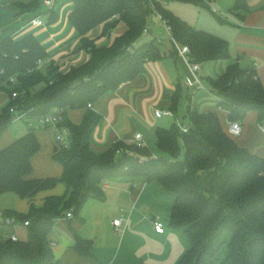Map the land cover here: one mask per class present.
Here are the masks:
<instances>
[{
	"label": "trees",
	"instance_id": "16d2710c",
	"mask_svg": "<svg viewBox=\"0 0 264 264\" xmlns=\"http://www.w3.org/2000/svg\"><path fill=\"white\" fill-rule=\"evenodd\" d=\"M168 1L72 0L68 20L79 36L80 47L90 56L65 72L51 61L38 64L47 52L33 34L0 41V91L8 99L0 109V135L18 115L35 116L54 106L65 109L51 126L55 130L52 157L62 166L61 175L30 177L31 157L40 147L36 128L30 125L27 132L0 148V194L13 192L32 200L38 191L52 188L58 181L66 185L65 193L49 195L41 205L30 201L26 212L1 210L16 222L28 220V224L25 239H0V264H57L49 237L57 220L69 209L72 217L81 218L80 210L88 198L102 200L104 183L122 178L156 181L175 195L169 225L183 227L191 243L175 264H264V156L252 153L227 134L215 110L198 111L188 105L186 130L175 120L167 127L156 126L154 144L161 153L146 144L120 139L103 151L90 147V135L100 115L88 103L92 105L104 93L134 78L144 61L166 54L160 40L143 39L149 16H158L169 27L176 51V44L188 45V57L200 64L228 57L226 39L192 26L166 7ZM37 4L39 0H32L20 6ZM233 6L247 8V3L234 0ZM49 17L54 18L53 11ZM120 21L126 28L109 45L97 46L86 35L102 25L100 36H104ZM182 88L177 83L168 108L174 119ZM210 89L216 108L226 112L228 121L242 123L249 112L264 121V85L253 69L231 62L222 74L210 78ZM72 108L84 109L78 123L65 117ZM62 130L67 134L66 145L57 139ZM74 237L75 250L89 254L90 240L78 233Z\"/></svg>",
	"mask_w": 264,
	"mask_h": 264
},
{
	"label": "crops",
	"instance_id": "0c3cea01",
	"mask_svg": "<svg viewBox=\"0 0 264 264\" xmlns=\"http://www.w3.org/2000/svg\"><path fill=\"white\" fill-rule=\"evenodd\" d=\"M31 1L0 0V41L6 37L20 39L33 34L47 52L41 64L51 61L62 72L85 62L90 54L80 47L79 36L68 20L72 0H54L52 7L45 5L43 0H39V4L34 7L20 6ZM246 3L247 8H234V0H202L199 4L187 2L177 12L171 10L192 26L217 34L228 42L227 58L201 63L198 75L202 82L206 77H218L229 63L237 62L242 68L253 69L264 85V0H246ZM49 8L53 11L52 20ZM34 17L40 18L42 24H32L30 19ZM98 27L96 35L93 34L94 29L86 34L94 39L97 46L109 45L126 28L120 21L107 34L100 36L102 25ZM148 27L145 35H152L149 24ZM152 38L161 41L166 54L159 59L144 61L134 78L104 93L91 105L100 115L89 139L93 150L103 151L115 139L129 142L135 133H141L143 144H154L155 134L152 138L151 133L153 127L167 124L160 121L164 115L156 116L155 111L169 108L177 83L189 91L206 89L205 86L194 88L185 84L190 70L183 57L174 49L170 38L162 39L152 35L143 39ZM205 68L208 74L204 72ZM7 100V95L0 91V109ZM209 109L217 108L214 105L202 111ZM186 110L182 117L188 118L185 116ZM83 113V108H72L66 111L65 117L78 123ZM168 117L174 119L173 115ZM226 121L228 126L229 121ZM241 124V132L233 136L229 134L228 127L225 128L221 123L223 130L239 145L264 156V121L259 122L256 113L249 112ZM27 126L26 132L30 125ZM18 133L8 126L0 135V148L19 137ZM35 133L40 147L31 157L30 177H59L62 166L52 157L54 128L37 127ZM40 135L44 137L40 138ZM152 150L158 153L155 146ZM39 154H42L41 157ZM65 191V183L58 181L52 188L38 191L32 200L20 198L16 194L17 204L11 209L26 212L30 201L41 205L47 196L61 195ZM104 192L102 200L88 198L84 202L80 210L81 218L71 217L70 221V217L61 218L54 224L49 237L57 264H175L190 247L185 229L169 225L175 195L158 182L122 178L105 182ZM117 218L120 219L119 225L113 224ZM155 220L163 222V232L154 229ZM11 231L19 239L27 237L26 227L22 224H0V235ZM74 233L90 240L89 254L81 255L75 250Z\"/></svg>",
	"mask_w": 264,
	"mask_h": 264
},
{
	"label": "built area",
	"instance_id": "2783aa9c",
	"mask_svg": "<svg viewBox=\"0 0 264 264\" xmlns=\"http://www.w3.org/2000/svg\"><path fill=\"white\" fill-rule=\"evenodd\" d=\"M43 3L49 7H52L54 4V0H43ZM30 22L35 25L42 24V20L38 17H34L30 19ZM162 24L167 31L169 38L172 40V36L169 31V27L162 21ZM178 53L183 57V59L186 61L189 70H190V76L186 77L185 84L188 86H192L194 88H204L202 79L198 75V71L200 70L201 64L191 58L188 57V53L190 52L188 45H178L176 44ZM41 63V60H38V64ZM15 95V93H13ZM88 106L91 107V104L88 103ZM12 111H14L13 107L11 108ZM65 112V109L59 106L52 107L48 112L35 115V116H28L26 113H23L21 115H18L16 118H22L26 121H28L29 125L37 128V127H51L55 126L56 123L62 118V114ZM156 116L161 115H172V112L170 109H164V110H156L155 111ZM14 118V119H16ZM184 130L187 129L186 126L182 127ZM242 124L238 120L229 121L228 124V132L229 134L238 135L241 132ZM264 130V127L262 128ZM57 139L60 143H66V138L62 137L60 134L57 135ZM130 142H133L137 145H141L142 142V135L141 133H135L132 139L129 140ZM66 145V144H65ZM117 152H120V149L117 150ZM73 213L72 210L69 209L66 211L65 215L60 217L61 218H67L72 217ZM120 219H114L113 224L119 225ZM0 224L8 225V226H14L16 224H22L26 227L28 224V220H25L21 223L16 222L15 217L13 216H5L0 210ZM153 227L157 232H163L164 230V224L161 221H154ZM11 238L13 240H18V235L11 231L7 233H3L0 235V239H6Z\"/></svg>",
	"mask_w": 264,
	"mask_h": 264
},
{
	"label": "rangeland",
	"instance_id": "374dc122",
	"mask_svg": "<svg viewBox=\"0 0 264 264\" xmlns=\"http://www.w3.org/2000/svg\"><path fill=\"white\" fill-rule=\"evenodd\" d=\"M187 2H183L181 0H169L167 2V8H169L170 10H173L175 12H177L178 8L181 7L183 8L185 6ZM187 5V4H186ZM179 14V13H177ZM161 20L158 18V16L156 15H151L148 18V24L151 26L152 28V35H157L158 38H167L169 39V35L166 32V30L164 29L163 25L160 24ZM99 26V25H98ZM96 26L93 29V34L96 35L97 31L99 30V27ZM152 35H144V38H150L152 37ZM207 68L204 69V72L206 74L209 73V71H206ZM203 71V70H202ZM211 76V75H210ZM215 76H211L209 78H214ZM208 77L204 78V86L206 87V89H195L193 91H189L186 90V88H182L181 90V95L179 98V103L177 106V117L176 119H172L171 117H168V115H164L160 121H164L165 123L167 122L166 125H164L165 127L169 126L173 120L176 121V123H178V125L182 128L184 126H187L188 124V118L187 117H182L185 110L187 109L188 105L196 106V109L198 111H202L204 110V108H209L211 106H214V96L212 95V90L210 89V79ZM187 87V86H186ZM216 107V106H215ZM211 110H215L220 122L222 123V125L227 128V115L226 112H224V110L217 108V109H211ZM28 123L22 119V118H16L14 119L9 127H11L14 131L20 132L18 133L20 136L21 134H23L24 132H26V129L28 128ZM163 126V125H162ZM154 130L155 127H153V131L152 133V138H154ZM233 135V134H232ZM61 136L62 137H66L67 134L65 132V130L61 131ZM235 136V135H233ZM44 135H40V138H43ZM155 144L149 143L148 147L150 149L154 148ZM158 153H161L158 151ZM41 157L42 154H39ZM17 196L15 193L13 192H4L0 194V210H3L5 208H15L16 204H17ZM223 255H221L222 257Z\"/></svg>",
	"mask_w": 264,
	"mask_h": 264
}]
</instances>
